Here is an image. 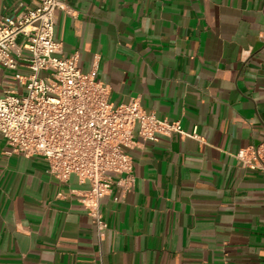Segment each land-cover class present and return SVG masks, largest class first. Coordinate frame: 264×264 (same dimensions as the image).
Segmentation results:
<instances>
[{
    "label": "crops",
    "instance_id": "0c3cea01",
    "mask_svg": "<svg viewBox=\"0 0 264 264\" xmlns=\"http://www.w3.org/2000/svg\"><path fill=\"white\" fill-rule=\"evenodd\" d=\"M60 2L54 38L114 105L138 98L197 137L136 135L135 187L101 199L100 239L89 181L7 154L0 133V264H264V170L236 157L264 139V0ZM33 4L0 0V19ZM14 73L0 65V94L25 92Z\"/></svg>",
    "mask_w": 264,
    "mask_h": 264
},
{
    "label": "built area",
    "instance_id": "2783aa9c",
    "mask_svg": "<svg viewBox=\"0 0 264 264\" xmlns=\"http://www.w3.org/2000/svg\"><path fill=\"white\" fill-rule=\"evenodd\" d=\"M60 7V0H34L27 10L0 19V65L14 70L13 79L25 87L23 94L6 89L0 95V133L7 154L42 156L47 173L61 182L72 174L89 181L82 202L104 239L108 224L101 199L115 184L125 193L135 187L126 149L135 146L136 135L155 142L174 132L197 134L148 112L138 98L114 105L110 87L93 72H83L79 54L64 55L54 38ZM20 62L27 74L18 70ZM236 157L244 167L264 170V139L240 149Z\"/></svg>",
    "mask_w": 264,
    "mask_h": 264
},
{
    "label": "rangeland",
    "instance_id": "374dc122",
    "mask_svg": "<svg viewBox=\"0 0 264 264\" xmlns=\"http://www.w3.org/2000/svg\"><path fill=\"white\" fill-rule=\"evenodd\" d=\"M0 95H2V94H0Z\"/></svg>",
    "mask_w": 264,
    "mask_h": 264
}]
</instances>
